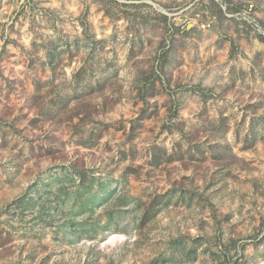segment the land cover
<instances>
[{"label": "rangeland", "instance_id": "obj_1", "mask_svg": "<svg viewBox=\"0 0 264 264\" xmlns=\"http://www.w3.org/2000/svg\"><path fill=\"white\" fill-rule=\"evenodd\" d=\"M0 264H264V0H0Z\"/></svg>", "mask_w": 264, "mask_h": 264}, {"label": "trees", "instance_id": "obj_2", "mask_svg": "<svg viewBox=\"0 0 264 264\" xmlns=\"http://www.w3.org/2000/svg\"><path fill=\"white\" fill-rule=\"evenodd\" d=\"M228 8H229V7H228ZM228 10H230V8H229ZM163 18H164L165 20H167V19H168V16L163 15ZM89 200H90V201H89L90 206L93 207V205H94V204L96 203V201H97V198H96L95 196H93V197H91ZM155 202H156V201H155ZM154 204H155V203H153V204L150 206V208H149V210H148L149 214H157L158 210L155 208V205H154Z\"/></svg>", "mask_w": 264, "mask_h": 264}, {"label": "crops", "instance_id": "obj_3", "mask_svg": "<svg viewBox=\"0 0 264 264\" xmlns=\"http://www.w3.org/2000/svg\"><path fill=\"white\" fill-rule=\"evenodd\" d=\"M218 4V3H217Z\"/></svg>", "mask_w": 264, "mask_h": 264}]
</instances>
